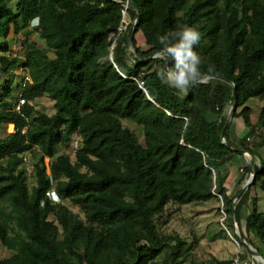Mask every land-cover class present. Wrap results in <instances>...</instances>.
<instances>
[{
  "label": "trees",
  "instance_id": "1",
  "mask_svg": "<svg viewBox=\"0 0 264 264\" xmlns=\"http://www.w3.org/2000/svg\"><path fill=\"white\" fill-rule=\"evenodd\" d=\"M123 1L131 5L0 0V72L9 75L0 95V241L11 252L0 264H153L165 249L170 252L163 264H168L180 258L184 245L161 230L171 220L169 206L220 197L233 228L234 197L227 181L234 173L224 174L223 168L241 154L222 141L223 113L233 103L234 88L233 118L249 99L264 96V0ZM137 10L136 53L129 63L131 43L126 38V45H119V29L124 11L134 19ZM36 18L34 32L46 47L33 40L21 57L9 37L20 34L23 20L31 24ZM182 25L200 32L194 46L202 61L200 78L211 76L186 94L157 77L161 67L173 64L171 58L148 59L162 49L158 37H170ZM112 47L114 62L107 60ZM17 69L27 70L33 82L23 87L24 72L14 95ZM45 95L54 102L52 114L32 104ZM212 114L218 117L210 119ZM124 119L143 127L145 144ZM9 124L14 131L3 137ZM231 126L227 139L233 145ZM251 130L261 140L250 145L244 139L241 145L260 164L252 163L255 179L236 206L239 225L251 189L264 176V107ZM76 135L82 146L73 148L75 158L57 155ZM238 174L242 181L244 174ZM52 189L59 201L50 197ZM244 226L246 239L254 246L253 237L259 239L264 248V211L254 207Z\"/></svg>",
  "mask_w": 264,
  "mask_h": 264
},
{
  "label": "rangeland",
  "instance_id": "2",
  "mask_svg": "<svg viewBox=\"0 0 264 264\" xmlns=\"http://www.w3.org/2000/svg\"><path fill=\"white\" fill-rule=\"evenodd\" d=\"M131 23H133V18L131 15L126 13L122 21V25H124V27L121 25L119 29L120 38L118 43L120 46L126 45L125 39L128 37L129 25ZM20 27L21 31L19 35H10L9 37L12 50L15 54L23 57L27 44L33 40H36L38 45L41 47H46L45 40L39 39L37 33L34 32V29L32 26H30L29 22L27 23V21L23 20ZM138 42L141 46L144 45L141 35H138ZM127 51L129 58L128 61L129 63H132L135 58L133 55V53L135 54L134 47L130 44L127 47ZM50 55L54 56L52 52H50ZM16 72L19 76H17L16 83L14 85V95L18 94L20 91L17 85L22 81L24 72L25 75L28 74L27 70L20 71L17 69ZM8 78V74H2L0 72V95L4 94L3 87L6 84V80ZM209 79H207V81H209ZM53 103L54 102L47 95L39 97L32 102L36 109L48 114H52L54 112ZM263 107L264 96L259 98H251L244 106L237 109L235 118H233V115L231 116L230 123L232 126L230 137L234 143V147L242 148L241 143L244 139H247L250 145H254L256 142L261 140V138H258V136L252 135L251 128L257 123ZM231 109L232 104H228L223 113L227 119L230 115ZM217 117V114H212L210 119H216ZM123 125L135 133L137 140L141 144H145L144 129L141 125L128 119L123 120ZM12 131H14V126L9 124L3 129L1 135L6 137ZM62 153L70 154L72 159L75 158L72 144L67 146H59L56 150V154L58 155ZM260 154L264 156V146L260 148ZM251 156L252 157L249 158L244 157L243 155H238L237 158L232 161V164H235L234 166H232V164H227L223 168L224 174H226L230 169L234 173L233 176H231V179L227 181V187L231 190V195L234 197V199L241 192L244 184L250 178L251 174L250 171L246 172L245 170L242 171L241 169L249 166V163H255L256 165L260 164V160L257 156L253 154ZM26 158V166L29 172V184L32 186L35 184L33 172L34 168L33 164L31 163L32 157L29 154L26 156ZM238 173L244 174L242 181L239 179L240 174ZM251 186L252 184L249 186V188ZM51 191H54V189ZM50 197L54 199V201H59V199L55 196ZM63 203L66 204L71 210L78 213L82 218L84 217L79 207L67 200L63 201ZM223 206L224 205L221 197L220 199H212L207 202H193L182 206H169L170 210L173 212L171 220L167 225L162 226L161 230L164 233L179 236L184 241V245L182 247L180 258H173L168 262V264L233 263V257L239 248L238 243L244 250L246 247L242 242H240L239 237L236 234L234 224L233 228L229 226L227 220L229 215L225 212ZM254 207H256L259 211H264V176L261 178L258 184L251 189L249 200L242 207L240 222L241 225H239V227L245 225L246 216L254 209ZM51 218L55 219L54 216H51ZM240 229L242 231L241 227ZM243 230H245V226L243 227ZM253 238L256 248L260 250L261 254H264L262 242L255 237ZM168 252H170V250L165 249L153 264H163V260L165 257H167L166 254ZM10 255L11 252L0 241V260Z\"/></svg>",
  "mask_w": 264,
  "mask_h": 264
},
{
  "label": "clouds",
  "instance_id": "3",
  "mask_svg": "<svg viewBox=\"0 0 264 264\" xmlns=\"http://www.w3.org/2000/svg\"><path fill=\"white\" fill-rule=\"evenodd\" d=\"M201 34L195 26L182 25L179 31L158 37L162 45L158 56L167 60L171 58L173 64L165 65L157 71V77L162 83L175 88L180 94H186L188 88L201 76L200 56L194 50V46L199 43ZM215 70L214 65H210L209 72Z\"/></svg>",
  "mask_w": 264,
  "mask_h": 264
},
{
  "label": "water",
  "instance_id": "4",
  "mask_svg": "<svg viewBox=\"0 0 264 264\" xmlns=\"http://www.w3.org/2000/svg\"><path fill=\"white\" fill-rule=\"evenodd\" d=\"M121 4H127L128 6H130L131 4L129 2H120L118 0H115ZM138 13L139 11L137 10V14L136 16L134 17L133 19V23H132V26L130 27L129 29V32H128V41L131 43V45L134 47V45L132 44V35H133V31H134V26L136 24V21H137V17H138ZM134 51L136 53V49L134 47ZM114 47H112L111 49V52H110V55L108 57V59L112 62H114ZM158 57V53H155V54H152L148 59H151V58H156ZM145 60V59H143ZM167 66L170 65V62H168L166 64ZM211 78L210 75H205L201 78H199L197 81H195L194 83H206L208 82L207 79ZM235 108H236V89L234 88V100H233V103H232V109L230 111V115L226 121V124L224 126V129H223V132H222V141L223 143H225L227 146H229L230 148L238 151L241 155H243L244 157H249L251 158L252 154L249 152V151H246L244 150L243 148H238V147H234L233 145H231L227 139V128H228V124L230 123V120H231V116L233 115L234 111H235ZM249 167H250V178L246 181V183L244 184L243 186V189L241 190V192L236 196V198L234 199V209H233V219H234V227H235V231H236V234L238 235L239 237V240L240 242H242L244 244V246L246 247V249L257 259V260H260L261 262L264 263V256L258 251V249L252 244L250 243L247 239H246V236L245 234L241 231L240 227H239V222H238V218H237V215H236V206L238 204V202L240 201V199L243 197V195L245 194V192L248 190L249 186L253 183L254 179H255V176H256V170L254 169L252 163H249Z\"/></svg>",
  "mask_w": 264,
  "mask_h": 264
},
{
  "label": "built area",
  "instance_id": "5",
  "mask_svg": "<svg viewBox=\"0 0 264 264\" xmlns=\"http://www.w3.org/2000/svg\"><path fill=\"white\" fill-rule=\"evenodd\" d=\"M120 2H124L123 0H118ZM128 2V1H125ZM124 5L126 8L128 7L127 4H122ZM124 14H126V12L124 11ZM39 25V19H33L30 26L34 27V26H38ZM33 80L31 78L30 75L26 74V76L24 77V81H23V87H25L27 85V83H32ZM141 88H143L146 91V86L144 85L143 81L139 82ZM25 103V99H21L20 100V105ZM20 106L17 107V109L19 110ZM72 146L74 149L80 148L82 146V139L80 136H75L72 142ZM46 158V163L48 165L49 163V159ZM50 196H55L56 198L59 199L58 195L56 194L55 191H51V193H49ZM54 200V199H53ZM238 250L236 251L234 257H233V263L232 264H264L263 262H261L260 260H257L248 250H244L240 244L238 243Z\"/></svg>",
  "mask_w": 264,
  "mask_h": 264
}]
</instances>
